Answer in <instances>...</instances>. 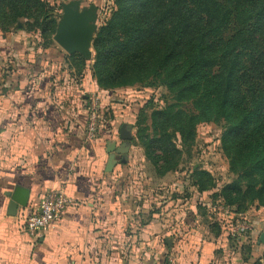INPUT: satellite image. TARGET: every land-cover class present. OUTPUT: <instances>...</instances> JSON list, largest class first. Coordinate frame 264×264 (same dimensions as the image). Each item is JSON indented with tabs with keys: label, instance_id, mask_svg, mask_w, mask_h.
I'll return each instance as SVG.
<instances>
[{
	"label": "crops",
	"instance_id": "0c3cea01",
	"mask_svg": "<svg viewBox=\"0 0 264 264\" xmlns=\"http://www.w3.org/2000/svg\"><path fill=\"white\" fill-rule=\"evenodd\" d=\"M15 30H0V68L14 67L0 75V264H264V231L230 237L212 192H197L189 176L160 188L178 172L146 175L140 169L149 162L132 141L127 163L117 156L106 172L110 151L123 145L122 125L135 137L131 102L113 98L125 90L99 89L90 67L72 76L57 44L45 50L57 59L31 64L26 32ZM97 94L104 121L90 139L88 107ZM16 186L30 190L29 205L10 216L6 194ZM52 190L74 204L34 240L24 220Z\"/></svg>",
	"mask_w": 264,
	"mask_h": 264
},
{
	"label": "trees",
	"instance_id": "16d2710c",
	"mask_svg": "<svg viewBox=\"0 0 264 264\" xmlns=\"http://www.w3.org/2000/svg\"><path fill=\"white\" fill-rule=\"evenodd\" d=\"M51 12L44 0H0V30L10 33L24 20L17 29L39 30L43 50L50 49L57 31ZM93 49L99 89L168 91L171 102L151 113V124L142 109L133 126L132 144L157 175L179 171L177 136L189 148L199 124L223 125L231 181L218 188L209 171L194 168L191 186L212 192L213 206L236 214L264 207V0H115ZM66 63L77 78L88 65L80 54L66 56ZM188 104L193 112L184 110Z\"/></svg>",
	"mask_w": 264,
	"mask_h": 264
},
{
	"label": "rangeland",
	"instance_id": "374dc122",
	"mask_svg": "<svg viewBox=\"0 0 264 264\" xmlns=\"http://www.w3.org/2000/svg\"><path fill=\"white\" fill-rule=\"evenodd\" d=\"M44 1L49 3L50 6H52L51 13H52V17L56 19L57 21V28L62 19V16L64 13V7L69 2H72V1L79 2L80 11L84 9H88L93 6L97 7L98 11H97L96 22H95L97 30L103 24V22H105L106 19L110 17L113 11L114 2H115V0H44ZM23 22L25 21L22 20L20 24L24 28ZM17 27L18 25L16 26L15 31L19 32L20 30L17 29ZM22 35L23 34H21V37L23 39L22 44L26 50V56H27L26 58L27 59L30 58V60H34V63H31V64H37V62H41L42 64L45 58L46 59L53 58L52 56L45 53V50H43L42 45L45 44V40L43 36L40 34L39 30L35 32H31V33H26V36H22ZM52 43L57 44L53 40V38H52ZM91 49H92L93 57H94L95 55L94 49L93 48ZM66 56H69V55L66 54ZM93 57L89 60L86 59L88 61L87 68L90 67L91 70H92V65L94 63ZM55 59L57 58H53V60ZM25 62L26 61L24 60L22 63H25ZM63 66L67 67L69 65H63ZM13 69L14 67H8V65H4L0 68V75L3 77V74H5L7 71H10L11 73ZM16 69L17 70H14V71L18 72L19 68H17V65H16ZM1 90H3V88L1 89V86H0V91ZM115 90H125L124 93L114 92L113 98H115V100L117 101L119 100V98H121L123 102H131L130 104L134 108L133 113L136 115V121H137V116L139 112L142 109H145V112L148 116V121H147L148 125L151 124V119H150L151 113L154 110H162L163 108H165V106L168 103L171 102V98H170L168 91L164 87H161V86H157L154 88H144L143 86L136 85L133 87H126V88L115 89ZM115 90H110V91H115ZM111 100L113 102V99ZM123 102H119V103H123ZM184 110L193 112V109L190 104L185 105ZM104 114H105V109L104 107H101L102 117L104 116ZM224 130H225L224 126L219 125V124L218 125L213 124V123L199 124L196 129V137H195L194 144L189 148L184 147L181 142V138L177 136L175 138V141L177 143L178 148L181 149L183 152L182 161L179 167L178 175H172L173 177L171 179L166 180L164 185L162 184L159 185L160 188L169 187L171 186L170 184L173 183L174 181L183 182L184 179L188 181L187 177L189 176L190 171L194 168H202L204 170L209 171L217 179L218 185L220 187L229 183L232 178L231 175L229 174V161L225 157L222 151V147H221V137H222ZM136 132L137 131L134 128L133 130L134 136ZM140 170L145 171L146 173L145 172L144 173L146 175L154 174V169L149 163L144 164V166ZM136 183L137 184L133 183L131 185H137V186L141 185L140 184L141 182L139 183V181H136ZM245 214L248 216L249 221L256 234H259L260 231H264V207H253L248 211V213H245ZM257 221L259 222L258 224H257ZM257 226L259 228H257Z\"/></svg>",
	"mask_w": 264,
	"mask_h": 264
},
{
	"label": "water",
	"instance_id": "95a60500",
	"mask_svg": "<svg viewBox=\"0 0 264 264\" xmlns=\"http://www.w3.org/2000/svg\"><path fill=\"white\" fill-rule=\"evenodd\" d=\"M97 7L93 6L80 11L79 2H69L64 7L62 19L58 25L53 40L67 54H80L89 60L93 57V38L97 30L96 16ZM17 28H22L19 23ZM120 138L123 145L119 149L110 151L106 172L112 173L118 163L117 156H121V163H127L126 156L129 153L130 143L133 139L131 131L123 124L120 129ZM30 190L16 186L12 192H8L6 196L10 199L8 206V215L16 216L19 207L27 208L30 199ZM260 243L264 244V233L260 236Z\"/></svg>",
	"mask_w": 264,
	"mask_h": 264
},
{
	"label": "built area",
	"instance_id": "2783aa9c",
	"mask_svg": "<svg viewBox=\"0 0 264 264\" xmlns=\"http://www.w3.org/2000/svg\"><path fill=\"white\" fill-rule=\"evenodd\" d=\"M103 121L104 119L101 115V98L99 95H95L90 98L88 107V138L94 139L97 137L103 125ZM73 204L74 201L72 198L63 190H52L47 192L40 201L37 210L24 220V230L34 240H39ZM216 210H221V212L226 215L225 228L230 237L239 238L253 230L246 214H236L229 210H224L220 206L215 207V211Z\"/></svg>",
	"mask_w": 264,
	"mask_h": 264
}]
</instances>
